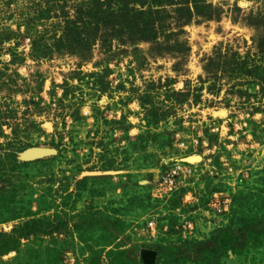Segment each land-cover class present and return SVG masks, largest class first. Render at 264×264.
Masks as SVG:
<instances>
[{
	"label": "rangeland",
	"instance_id": "1",
	"mask_svg": "<svg viewBox=\"0 0 264 264\" xmlns=\"http://www.w3.org/2000/svg\"><path fill=\"white\" fill-rule=\"evenodd\" d=\"M145 251L264 264V0H0V264Z\"/></svg>",
	"mask_w": 264,
	"mask_h": 264
},
{
	"label": "trees",
	"instance_id": "2",
	"mask_svg": "<svg viewBox=\"0 0 264 264\" xmlns=\"http://www.w3.org/2000/svg\"><path fill=\"white\" fill-rule=\"evenodd\" d=\"M228 235L229 241L231 243V245L234 248L237 249H242L243 248V242L239 243L237 240V237H235V235L233 234V232H230L228 229L224 230L223 232H221L218 236V238L215 240V242L213 243H208L207 245L212 248V249H216V247H218L220 245V243L222 242V240L225 238V236ZM221 250V247L218 249Z\"/></svg>",
	"mask_w": 264,
	"mask_h": 264
},
{
	"label": "water",
	"instance_id": "3",
	"mask_svg": "<svg viewBox=\"0 0 264 264\" xmlns=\"http://www.w3.org/2000/svg\"><path fill=\"white\" fill-rule=\"evenodd\" d=\"M154 253L145 251L144 252V260L147 264H153V258H154Z\"/></svg>",
	"mask_w": 264,
	"mask_h": 264
},
{
	"label": "bare ground",
	"instance_id": "4",
	"mask_svg": "<svg viewBox=\"0 0 264 264\" xmlns=\"http://www.w3.org/2000/svg\"><path fill=\"white\" fill-rule=\"evenodd\" d=\"M197 160H198V158H197V159H193L192 161L194 162V161H197ZM192 161H191V162H192Z\"/></svg>",
	"mask_w": 264,
	"mask_h": 264
}]
</instances>
